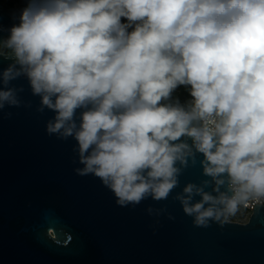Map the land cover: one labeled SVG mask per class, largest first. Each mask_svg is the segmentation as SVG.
Here are the masks:
<instances>
[{"label":"clouds","instance_id":"9594fccd","mask_svg":"<svg viewBox=\"0 0 264 264\" xmlns=\"http://www.w3.org/2000/svg\"><path fill=\"white\" fill-rule=\"evenodd\" d=\"M13 19L0 111L32 107L25 78L47 134L75 140V173L118 206L167 200L197 163L207 178L172 196L194 227L264 200V0H26Z\"/></svg>","mask_w":264,"mask_h":264},{"label":"water","instance_id":"95a60500","mask_svg":"<svg viewBox=\"0 0 264 264\" xmlns=\"http://www.w3.org/2000/svg\"><path fill=\"white\" fill-rule=\"evenodd\" d=\"M14 15L0 3L5 29L18 22ZM12 85H23L20 96L32 107L0 111V264H264V204L245 222L194 227L172 196L207 178L197 163L167 200L120 207L99 178L75 173L82 167L75 140L47 134L53 113L36 111L40 98L27 80ZM149 206L167 207L175 219L150 216Z\"/></svg>","mask_w":264,"mask_h":264},{"label":"rangeland","instance_id":"374dc122","mask_svg":"<svg viewBox=\"0 0 264 264\" xmlns=\"http://www.w3.org/2000/svg\"><path fill=\"white\" fill-rule=\"evenodd\" d=\"M15 1V5L16 7H25L26 5V0H14ZM122 22H126L124 20V18H122ZM173 96L176 98H179V100L183 103L185 102L187 99L190 98L189 92H188V87L187 86H180L178 87L174 93ZM232 221H238V222H242L244 220V215H236L234 217L231 218Z\"/></svg>","mask_w":264,"mask_h":264},{"label":"built area","instance_id":"2783aa9c","mask_svg":"<svg viewBox=\"0 0 264 264\" xmlns=\"http://www.w3.org/2000/svg\"><path fill=\"white\" fill-rule=\"evenodd\" d=\"M189 99H191V97ZM189 99H187V100H189ZM257 203L264 204V200H262L260 202L252 201V202H250V204L247 208H241V210L237 213V215H239V214L244 215V220L242 222H245L249 219L250 215L253 213L254 206ZM230 220H231V218H230Z\"/></svg>","mask_w":264,"mask_h":264},{"label":"trees","instance_id":"16d2710c","mask_svg":"<svg viewBox=\"0 0 264 264\" xmlns=\"http://www.w3.org/2000/svg\"><path fill=\"white\" fill-rule=\"evenodd\" d=\"M0 2L2 4H4L5 6H7L8 8H10L11 10H13L16 13H19V10L22 9L23 7H16V3L14 0H0ZM6 51V50H5Z\"/></svg>","mask_w":264,"mask_h":264},{"label":"flooded vegetation","instance_id":"af4514ba","mask_svg":"<svg viewBox=\"0 0 264 264\" xmlns=\"http://www.w3.org/2000/svg\"><path fill=\"white\" fill-rule=\"evenodd\" d=\"M1 3V2H0ZM2 4V3H1ZM4 5V4H3ZM5 6V5H4ZM7 7V6H6ZM8 8V7H7ZM10 9V8H9ZM11 10V9H10ZM13 11V10H12ZM14 12V11H13ZM16 13V12H15Z\"/></svg>","mask_w":264,"mask_h":264}]
</instances>
